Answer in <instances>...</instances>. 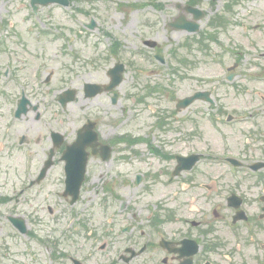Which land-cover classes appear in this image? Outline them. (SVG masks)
I'll return each mask as SVG.
<instances>
[{"label": "flooded vegetation", "instance_id": "af4514ba", "mask_svg": "<svg viewBox=\"0 0 264 264\" xmlns=\"http://www.w3.org/2000/svg\"><path fill=\"white\" fill-rule=\"evenodd\" d=\"M163 2L169 4L161 6V11H177L175 7L177 2L173 0ZM235 2L238 4L232 5L233 9L240 10L245 0ZM11 13L12 10L0 11V23L3 25L0 30V155L16 156L29 153V155L47 157L53 146L51 133L61 128L63 130L62 145L54 149V157L48 172H57V180L63 186L65 160H62L61 155L65 147L74 141L77 130L91 127L96 131L99 145L95 148L96 154L92 153L93 150L89 145L83 152L87 160L80 195L87 194L94 187L102 185L101 180L104 178L102 172L107 171L105 166L114 168L117 163L116 157L126 153L119 147L124 146V139L126 143L128 137L132 139L128 117L125 120L117 118L119 101L113 102L112 93H102L94 98L85 97L84 88L87 82L104 86L106 83L98 81L102 69L100 60L92 63L83 61L84 66L79 69L75 66L83 55L78 54L70 55L68 62L61 65L67 71L62 78L61 85H63L62 90L79 87L80 99L83 103V106L78 109L81 113L76 120L68 122L54 121L49 117L55 104L61 107L58 94H54L53 54L46 51L49 45L45 46V51L38 52V42H33L30 36L17 35L15 30L17 26L12 21ZM2 32L6 33V36L3 37ZM223 34L225 36L230 32ZM123 110L128 112L126 106H123ZM17 111L20 114L18 118L15 115ZM119 141L122 143L119 144ZM102 144L110 148L107 161H104L98 153ZM234 149L245 157L244 150L239 147H234ZM83 154H73L71 163L74 170L79 169ZM259 155L263 156V154ZM245 168L250 169L249 165L244 166L243 164L240 168H236V174ZM256 177L255 185L260 192L255 196L254 201L247 197L249 193L246 188L242 187V181L236 183L226 175L221 192L218 188V191L214 189L208 194L212 207L203 214V218L197 220L198 223L183 221L180 218L181 214L178 213L174 219L162 213L158 214L157 237L152 241L149 238L154 228V215H147L139 220V214H130L129 225L124 228L97 229L102 237H105L103 240L105 245L102 248L105 250L113 243V236L125 235L127 237L125 240L130 244L124 249L131 248L138 252L143 248V251L128 263H123L118 259L113 260L111 264H206L208 260L199 261L197 256L187 263L186 258H180L177 253L173 252L180 247L179 242L183 238L196 239L198 237L201 242L204 240L205 244L211 243L209 252L211 256L217 255L221 249L228 253L220 264L223 262V264H254L264 255V179H261L264 177V170H259ZM212 180L214 181V179L210 181ZM230 196L238 197L240 200L241 205L238 209L234 210L228 205ZM65 199L69 202L68 198ZM15 201L19 203L20 200L16 197ZM250 203L254 204L256 211H248ZM114 217L122 218L123 215ZM91 220L93 219L82 221L77 219L74 224L80 227L81 224L85 225V221L90 222ZM187 225L190 227L188 228ZM199 227L200 230H198ZM75 230L70 234H65L63 238L66 241L72 239L75 236ZM204 230L207 235L203 234ZM51 239L49 248L53 254L51 260L53 264H63L59 263L60 258L64 259L66 264H75V261L93 264L90 259L85 260V253L81 250L61 251L58 249L59 246L54 245L60 242V239L53 237ZM164 243H168V248L164 247ZM75 244H72V247H75ZM242 247L246 250L244 253H240ZM99 251L102 250L99 249ZM34 264H37V260H34Z\"/></svg>", "mask_w": 264, "mask_h": 264}, {"label": "rangeland", "instance_id": "374dc122", "mask_svg": "<svg viewBox=\"0 0 264 264\" xmlns=\"http://www.w3.org/2000/svg\"><path fill=\"white\" fill-rule=\"evenodd\" d=\"M27 0H13L6 2L4 0H0V11L3 12L4 10H12V21L15 23L16 30L21 35L30 36L31 40L33 42H39L37 45L38 52L45 51V46H48L49 44L53 43L51 46L47 48V52L52 54H60L61 50L60 47L61 41L55 40L57 37H63V36H71L74 39H80L79 32L81 30L80 22L82 19L86 20L88 18L79 17V12L77 11L78 8H85L88 9L92 13V17L97 21L98 27L93 32L88 34H83V36H89L85 37L87 40V45L83 46L81 44V41H77V44H74V47H76V52L82 53V54H88V53H100L99 51L103 49H106L105 47L111 45L110 40L107 39V37L103 34L104 32H108L112 38L119 40L123 43V47L121 48V53L113 57L110 62H107L105 60H101L103 63V73L101 74V79L105 78L104 71L112 66L116 61H120L123 64L126 65L127 70L129 68V71L125 74L124 82L120 86V91H124L129 93L128 88H130V91H132L133 94H138V88L142 86V84H149L153 83L151 82L153 79L156 81L161 80V84L164 86L166 92L164 98H161L162 105L161 108L164 109H173L174 102L178 100L179 98L192 94L196 89L202 87L204 88L205 85L200 86L198 85L194 77L197 75L204 76L208 74V68L206 65V61H203L202 55H196L197 58H201L200 63L198 65H192L188 64L187 67L181 66L182 69L179 70V74L181 76H185V79H177L176 76H172L173 84L170 86L168 84V77H167V69L170 70V65H175L176 59H173V57L169 56V50H173L177 48L178 45H180L185 38V34L179 33V32H171L170 30H167L164 27V22L169 19L174 13H161L160 10H156L154 8H145L143 6V2L147 3L148 0H101L99 2H96L97 5L95 10H91L92 5H89V1L87 0H75L74 2V12H71L72 9H63L59 8L58 6H51L47 8L40 9L38 12V16L33 17L32 20H26L27 17V11L25 9V6L27 5ZM25 5V6H24ZM131 5H135V8H133ZM125 6V7H124ZM76 8V9H75ZM87 11V10H86ZM255 15L252 19L253 22H256L257 20L264 22V11H254ZM220 14V13H216ZM206 25V22H202L201 26L204 27ZM29 27L33 28L31 32H29ZM47 31V35H43L42 32ZM17 35H20V34ZM95 34V35H94ZM15 35V34H14ZM97 35V36H96ZM96 36V37H95ZM103 36V43L101 41V37ZM144 38H151L158 41L160 45V51L161 54L164 56L166 62L169 61L164 67L159 69L157 65L158 63L154 64L152 60L150 62H147L145 59L150 58L152 54L145 52L142 53L139 51V48H142V41ZM99 42L101 44V47L99 48V51L94 47V43ZM262 44H264V40L261 41ZM85 48V49H84ZM129 49L131 52V55H129L127 51ZM107 50V49H106ZM146 50V49H145ZM179 54L186 55L190 61L193 62H199L195 61L193 54H189L185 50L178 49ZM69 52V50H67ZM106 52V51H103ZM203 55H205L204 52H202ZM134 55V57L132 56ZM60 60L55 59V64H59ZM56 72V71H55ZM153 72V73H152ZM65 75V72H62L59 70V74L54 76L53 84L55 90L61 89L63 85H61L62 79L61 77ZM154 75V76H153ZM264 91V90H261ZM167 92H171L168 94ZM123 94V93H122ZM264 94V93H263ZM250 98L248 96H243L241 99H239L238 105L240 109L248 110L247 106H242L240 102H247ZM173 100V101H172ZM255 100H258L257 97H255ZM151 104H153V100H149ZM166 102V103H165ZM235 102V103H237ZM82 107V104L79 102L75 105H73L67 113L60 112L59 115L56 116L58 110L54 108L55 115L53 118H59L61 120H66V115L68 114L70 118H72V114L75 112H78V109ZM119 107V105H118ZM204 105L201 104H195L193 108H189L186 111L182 112L181 114L177 115L178 118L185 117V115H189V112L197 109V117L200 122V117L202 116L201 112H204ZM147 112L144 111V115H146ZM202 124L205 125L206 120L201 119ZM135 123V121H134ZM205 129V127H203ZM135 131V127L133 128ZM173 138L177 133L175 132H168L166 133L165 137ZM210 135V134H209ZM198 135L191 138V140H187L186 143H180L176 142V146L170 151L172 153H185L188 150L191 149H206L208 146V137L207 133L206 136H203L202 138L197 137ZM219 140V138H218ZM220 142V140H219ZM218 147V144L216 142V146L213 148ZM25 158V157H24ZM22 155L20 157L18 156H0V170H1V180H0V186L2 183H5L4 188L2 191L10 196L13 195L14 191H16L19 187V184L23 182L24 177L27 175V172L23 173V167H22V161L24 159ZM33 159V167L35 166L37 162V168L40 164V160L42 157H33V158H25V160L28 163H31V160ZM166 166H169V168L172 167L173 162L163 163ZM147 164L139 165L137 161H134L132 164L129 163H123L118 162L117 165V173L122 172V175L129 179L130 181L128 183H122L119 186V181L122 180L119 177L116 178L117 180V186L116 191L121 196V200H124L127 202L128 209H125V213H132L135 212L137 214L141 213V216L144 218L147 214L150 213V210L152 207L148 206L152 203L155 204V201L162 197L164 194L168 192H173L175 190H179L180 184H173L169 187H163L161 182L165 179H155L152 182H148L147 178L145 180H142L141 185L138 188H133L132 186V180L134 179L135 175L138 173L137 168H147ZM214 170V169H212ZM209 170L206 167L200 166V168L195 171V184L193 188H190L187 192L184 194H179L173 201H170L171 203L169 206L176 207L180 206L179 212L188 218L197 219L201 217V214H198L196 212H193L196 210L197 206L199 208H209L206 201V193L199 189L197 185H200L201 183H206L209 176H216L220 173V169H215L216 171ZM30 176L36 174V171L34 168H32V172ZM188 178H192L191 175H184L181 180H187ZM44 185L41 187H36L33 190H30L31 196L28 197L29 199L32 198V200H21L19 204H15V201L12 200L11 203L5 205L2 209V211L5 214L14 213L22 215L26 221L29 224L30 229H35L37 222L34 221L33 217H30L29 213H36V215L41 219L46 221L47 220V209L48 207H52L55 212H58V210L61 207H57L55 205V201L57 198L49 199V200H42V196L37 197L36 194L41 191L43 194L44 192L54 189L53 186L49 185V181H45L43 183ZM127 184V186H125ZM256 193V191H253V193ZM27 194V193H26ZM191 197H196L197 203H192V207L189 208ZM120 201L109 203L111 207L106 209V213L109 215H112V213H117L118 208L120 206ZM108 205V206H109ZM113 206V208H112ZM64 207V205H63ZM78 208L82 212H90L95 215L96 218V224H103L105 221L103 220V214L102 211L97 208L96 206H93V204L82 202L80 204V207L78 205ZM130 208V209H129ZM133 209V210H131ZM148 209V210H147ZM182 215V216H184ZM124 219H128L127 214L124 215ZM124 222V221H122ZM0 237L5 236L6 241L8 243H13L14 239L10 237L11 230L10 226L7 225L8 223L5 220V215L0 217ZM41 224V222H40ZM52 228L51 226H48ZM39 228H44L41 225ZM119 245H116L115 248H108L105 252L100 253V260H105L108 254H114L115 249ZM124 244H121V247H123ZM14 250L15 248H11ZM246 250L244 247H242V250L240 253H244ZM224 263V262H223Z\"/></svg>", "mask_w": 264, "mask_h": 264}, {"label": "water", "instance_id": "95a60500", "mask_svg": "<svg viewBox=\"0 0 264 264\" xmlns=\"http://www.w3.org/2000/svg\"><path fill=\"white\" fill-rule=\"evenodd\" d=\"M118 81H120V79Z\"/></svg>", "mask_w": 264, "mask_h": 264}]
</instances>
